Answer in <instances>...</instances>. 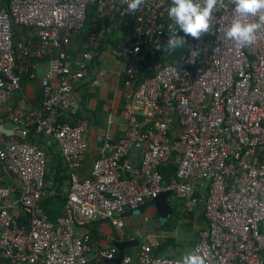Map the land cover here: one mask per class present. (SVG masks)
Segmentation results:
<instances>
[{"label": "built area", "instance_id": "1", "mask_svg": "<svg viewBox=\"0 0 264 264\" xmlns=\"http://www.w3.org/2000/svg\"><path fill=\"white\" fill-rule=\"evenodd\" d=\"M170 2L146 0L130 12L121 0L0 1V105L22 77L35 78L38 60L47 63L40 108H10L11 135L0 125L2 259L108 264L118 256L116 242L135 238L123 213L170 191L171 207L182 200L187 212L203 215L193 251L207 264H264V32L247 47L226 39L234 4L223 0L210 31L170 59L164 51ZM110 34L115 41L104 49L120 64L129 103L119 113L122 134L99 136L98 155L80 177L89 121L72 87L85 79L99 85L107 68L92 62ZM73 38L76 60L68 53ZM159 53L166 61L151 66ZM148 67L153 74L141 77ZM36 136L56 141L67 173L66 201L55 220L41 205L49 191L47 152ZM161 166L174 172L164 176ZM102 222L111 231L100 234L106 243L98 245L94 228ZM158 246L150 232L116 264L181 260L154 255Z\"/></svg>", "mask_w": 264, "mask_h": 264}, {"label": "crops", "instance_id": "2", "mask_svg": "<svg viewBox=\"0 0 264 264\" xmlns=\"http://www.w3.org/2000/svg\"><path fill=\"white\" fill-rule=\"evenodd\" d=\"M76 43L73 38L72 44L68 46V53L73 60L78 59L80 52ZM92 65L105 66L107 68L106 75L99 79V85L93 86L89 79H85L74 83L72 87L80 102V113L89 121V129L85 133V140L87 142L86 158L79 169L80 177L88 175L91 163L98 155V147L100 144L98 141L99 136H108L110 139H116L122 134L123 122L119 113L129 103L128 95L125 94L119 83V76L122 75L120 64L110 55L108 49H104L101 56L94 59ZM46 68V61L38 60L35 78L22 77L20 87L13 91L5 104L0 105V125H2L3 135L12 134V125L7 115L10 108H40L43 100L41 77L44 75ZM33 141L40 143L47 152V163H49L47 164L49 190L51 193H55V186L53 187L54 180L51 178V175L60 168L63 172L59 176L63 175V177L61 178L59 193L67 196L68 178L58 144L51 137L36 136L33 138ZM131 157L133 160H138L139 154L135 151ZM12 212L19 214L16 208H13ZM153 213L154 209L149 207L145 215L150 216ZM136 222L137 217L134 215L125 217V226L135 225ZM150 228L151 226H149ZM94 229L95 235L93 237L96 243L98 245L105 244L106 239L100 234L102 232L105 234L110 232V226L106 222H102L96 224ZM134 236L136 237L138 235L134 234Z\"/></svg>", "mask_w": 264, "mask_h": 264}, {"label": "clouds", "instance_id": "3", "mask_svg": "<svg viewBox=\"0 0 264 264\" xmlns=\"http://www.w3.org/2000/svg\"><path fill=\"white\" fill-rule=\"evenodd\" d=\"M130 12L138 11L146 0H121ZM233 18L224 35L241 47L254 43L257 34L264 32V0H232ZM223 6V0H171L166 9L171 21L168 25V39L164 51L173 53L182 50L187 44L186 37L199 39L208 33L211 20L217 7ZM182 32L183 35H180ZM157 50L162 45L157 41ZM177 264H207L205 256L199 251H189Z\"/></svg>", "mask_w": 264, "mask_h": 264}, {"label": "rangeland", "instance_id": "4", "mask_svg": "<svg viewBox=\"0 0 264 264\" xmlns=\"http://www.w3.org/2000/svg\"><path fill=\"white\" fill-rule=\"evenodd\" d=\"M48 161V159H47ZM49 164V163H47ZM8 202V198L6 199ZM178 205L177 209H174L173 215L170 216V227L167 229H162L154 223L157 218L154 217V213L148 222L143 220V215H134L137 217V222L135 225L125 226V230L131 234H137L139 243H142L145 236L150 232L160 239V245H164L167 237H172L174 241L171 243H165L166 254H161L162 256L176 255V257L181 258L187 254L189 251H193L194 240L197 239L198 230L200 227V214L199 212L192 213L187 212L182 205V200H177L174 202ZM190 213V214H189ZM149 229V226L154 225ZM138 231V232H135ZM194 243V244H193ZM125 251L132 253V248H126Z\"/></svg>", "mask_w": 264, "mask_h": 264}, {"label": "trees", "instance_id": "5", "mask_svg": "<svg viewBox=\"0 0 264 264\" xmlns=\"http://www.w3.org/2000/svg\"><path fill=\"white\" fill-rule=\"evenodd\" d=\"M0 1L6 2L7 0H0ZM90 12H92V9H90ZM182 35H183V33H182ZM190 39H192L190 36L186 37V40H190ZM114 41H115L114 35L110 34L107 37V40L100 46V50H104V48L107 46V44H113ZM184 52H186V46L182 50L178 49L175 52L170 53L169 54L171 56L170 59L177 58L179 55H181ZM166 59H167L166 57H164L162 54L159 53L153 58V60L151 62V66L154 65L155 62L166 61ZM151 74H153L152 67L151 68L148 67L144 72L141 73V77L149 76ZM160 170L163 172L164 176H168L170 173L174 172V167L173 166H161ZM62 172H63V170L59 168L54 172V174L51 175V178H53V180H54L53 187L55 186V193H51V191L49 190L46 197L44 198V200L41 203L43 209L45 210V212L47 213L48 217L51 220H55L58 216H60L62 214V208H63V205L66 201V195L59 193L60 192V185H61L60 184L61 178L63 177V175L59 176V174ZM171 208H172V214L171 215H173V212L175 210L173 207H171ZM191 215H192V213H191ZM154 217L157 218L156 215ZM170 220L171 219H168L164 224L160 225L159 227L162 229L169 228L171 225ZM199 220H200L199 224L202 225L204 223V217L201 213H200ZM154 226H155V224L152 225L151 227H154ZM136 237L138 238V236H136ZM196 240H194L193 242L195 243ZM172 241H174L172 237H167L166 241L164 242V245H162V246L160 245V246L155 247L153 249V254L154 255H161L164 253L166 254V250H165L166 244L165 243H171ZM167 256L176 257L175 254L174 255H167ZM0 262L5 263V264H12L9 260L2 259V257H0Z\"/></svg>", "mask_w": 264, "mask_h": 264}, {"label": "water", "instance_id": "6", "mask_svg": "<svg viewBox=\"0 0 264 264\" xmlns=\"http://www.w3.org/2000/svg\"><path fill=\"white\" fill-rule=\"evenodd\" d=\"M171 195L170 191H164L159 193L156 197L151 200L138 205L136 208H132L123 213V216L129 215H143L146 213L147 208L153 207L154 216H157V219L154 220L156 226L164 224L172 214V208L168 201L169 196ZM139 244V239L137 237L133 238L130 241L126 242H116L115 245L118 248V256L113 260H105V263L116 264L121 259L126 248H134ZM134 264V263H133Z\"/></svg>", "mask_w": 264, "mask_h": 264}, {"label": "flooded vegetation", "instance_id": "7", "mask_svg": "<svg viewBox=\"0 0 264 264\" xmlns=\"http://www.w3.org/2000/svg\"><path fill=\"white\" fill-rule=\"evenodd\" d=\"M151 218V217H150Z\"/></svg>", "mask_w": 264, "mask_h": 264}]
</instances>
